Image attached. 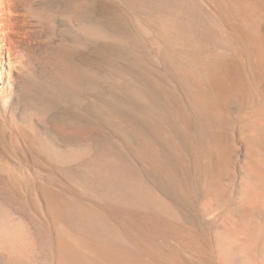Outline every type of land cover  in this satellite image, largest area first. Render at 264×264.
<instances>
[{
  "label": "rangeland",
  "instance_id": "obj_1",
  "mask_svg": "<svg viewBox=\"0 0 264 264\" xmlns=\"http://www.w3.org/2000/svg\"><path fill=\"white\" fill-rule=\"evenodd\" d=\"M49 4L94 23L70 51L92 79L36 116L51 143L0 119V264H58L66 232L112 240L87 205L149 264H264V0Z\"/></svg>",
  "mask_w": 264,
  "mask_h": 264
},
{
  "label": "bare ground",
  "instance_id": "obj_2",
  "mask_svg": "<svg viewBox=\"0 0 264 264\" xmlns=\"http://www.w3.org/2000/svg\"><path fill=\"white\" fill-rule=\"evenodd\" d=\"M50 1L52 0H0V119L5 126L12 130L18 140H20V136H22L23 132L24 135L25 132L27 134L38 132V134L43 137L44 134L41 133V130H44V125L38 121V117L36 118V116L40 112L42 113L45 107L75 97L79 90L86 87L87 82L92 79V75L87 72V70L79 67L70 60V51L72 48L79 47L84 43L86 36L90 33L87 31V28L93 26L94 23L82 18L83 16H72L74 14L70 15V13L67 12L55 13L49 7ZM216 64L217 63H215V65ZM219 70L220 69L217 67L215 71H212L214 72L213 75L220 79L219 74L221 72ZM223 70L226 73L225 68ZM222 75L224 76L226 74ZM194 92L196 91L194 90ZM196 97V101L200 103L204 111H202L203 113H207L209 116L210 112L214 114L215 109H213L214 105H212L214 102L211 104L210 101L212 100H209L203 91L198 92ZM190 116L191 115L188 117ZM188 117L186 116L185 118ZM153 123L157 125L158 121ZM159 125L157 127H161ZM165 131L167 132L168 130ZM140 132L141 131H139V133ZM157 132L161 133L160 131ZM158 133L157 135H159ZM128 134L129 136L132 135L130 129L127 135ZM166 135H163L164 140ZM48 137L44 136V138L51 143ZM133 138L137 139L135 136H133ZM133 138H131V140ZM161 138L162 137L159 139ZM147 140L149 139H146V143L148 142ZM214 142L215 141H213V143ZM154 143L156 142H153V146H155ZM134 144H136V142ZM145 144L142 143L146 150H149L148 146H152V143H150V145ZM173 145L175 146V144ZM214 145L216 148L215 153H217V155L223 154V144L216 142ZM152 147L150 149H152ZM158 148L157 146L156 149ZM138 149L140 150V148ZM141 150L143 151V149ZM147 154L145 155L147 156ZM105 186L107 187V185ZM112 187L113 186H111V188ZM104 189L106 188H103V190ZM112 198L114 197L112 196ZM108 200L110 201V199ZM114 201L115 204L119 203L118 201L116 202V200ZM83 209H85V211L82 213L91 217L90 220L88 218L90 222L87 221L90 224V228L92 226L94 230H102L104 234L112 240L109 242H99L98 238L97 242L79 238L70 235L69 232L63 233L65 231H63V228L61 229L62 232L60 231V233L64 235H61L62 238L60 236L61 240L59 239L61 247L58 249H61V251L58 257V264H149V260H147L145 256L137 255L138 253L131 252L114 242V236L119 237L118 233L120 229L114 221V217H110L107 213V209L104 210L100 207L91 205H87ZM126 214L135 216L134 213L132 214V211H128ZM83 218L86 217H82V219ZM128 223L131 224V222ZM143 223L155 227L153 219H146V222L144 221ZM143 223L140 222V226H142ZM130 224H128L129 227H131ZM142 230L145 231V229Z\"/></svg>",
  "mask_w": 264,
  "mask_h": 264
}]
</instances>
